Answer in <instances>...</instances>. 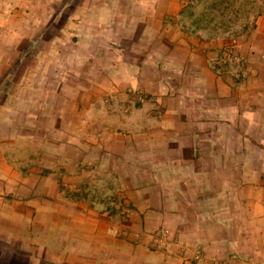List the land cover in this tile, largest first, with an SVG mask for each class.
Instances as JSON below:
<instances>
[{
	"label": "crops",
	"instance_id": "0c3cea01",
	"mask_svg": "<svg viewBox=\"0 0 264 264\" xmlns=\"http://www.w3.org/2000/svg\"><path fill=\"white\" fill-rule=\"evenodd\" d=\"M186 3L0 0V264H264V18L226 80ZM81 139L124 216L65 212Z\"/></svg>",
	"mask_w": 264,
	"mask_h": 264
},
{
	"label": "rangeland",
	"instance_id": "374dc122",
	"mask_svg": "<svg viewBox=\"0 0 264 264\" xmlns=\"http://www.w3.org/2000/svg\"><path fill=\"white\" fill-rule=\"evenodd\" d=\"M186 2L183 17L185 33L199 41L200 44L195 45L202 46L205 52L212 54L210 62L212 69L220 72L226 80L242 79L248 70L251 75L255 63L249 61V53L255 37V23L264 18V0H186ZM133 92L138 91L128 90L127 94L133 95L139 102L147 99L144 94ZM87 131L79 128L80 133ZM85 144L89 142L81 139L80 145L86 150L85 152L81 149V153L86 156L81 155L78 170L65 174L68 176L65 186L59 188L65 197L62 204L65 212L86 213L90 210L95 211L97 207L109 215L114 216L123 212L124 216L130 207L120 205L119 188H116L114 183L110 184L108 180H104V174L88 171L90 168L88 161L96 158L94 156L98 153L92 154L91 149ZM114 175L112 182L120 177V173ZM134 175L129 174L130 177ZM55 204L53 207H56ZM49 205H52L51 201Z\"/></svg>",
	"mask_w": 264,
	"mask_h": 264
}]
</instances>
